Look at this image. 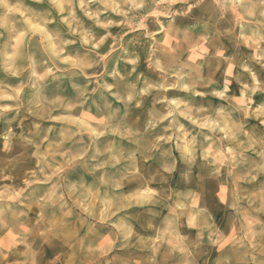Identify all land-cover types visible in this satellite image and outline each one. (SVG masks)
I'll list each match as a JSON object with an SVG mask.
<instances>
[{"label": "clouds", "instance_id": "1", "mask_svg": "<svg viewBox=\"0 0 264 264\" xmlns=\"http://www.w3.org/2000/svg\"><path fill=\"white\" fill-rule=\"evenodd\" d=\"M0 264H264V0H0Z\"/></svg>", "mask_w": 264, "mask_h": 264}]
</instances>
